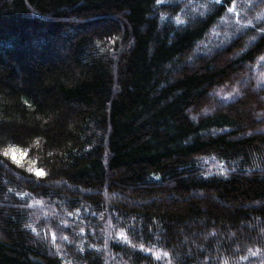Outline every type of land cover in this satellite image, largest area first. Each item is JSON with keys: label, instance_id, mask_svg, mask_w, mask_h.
Segmentation results:
<instances>
[{"label": "trees", "instance_id": "trees-1", "mask_svg": "<svg viewBox=\"0 0 264 264\" xmlns=\"http://www.w3.org/2000/svg\"><path fill=\"white\" fill-rule=\"evenodd\" d=\"M0 264H264V0H0Z\"/></svg>", "mask_w": 264, "mask_h": 264}, {"label": "snow or ice", "instance_id": "snow-or-ice-1", "mask_svg": "<svg viewBox=\"0 0 264 264\" xmlns=\"http://www.w3.org/2000/svg\"><path fill=\"white\" fill-rule=\"evenodd\" d=\"M157 2L159 3V0H157ZM217 2H219V0H217ZM229 11H231V9H229ZM36 175H37V176H43L44 173H43L42 171H38V172L36 173Z\"/></svg>", "mask_w": 264, "mask_h": 264}]
</instances>
